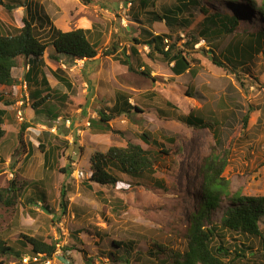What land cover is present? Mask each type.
<instances>
[{
    "label": "rangeland",
    "instance_id": "1",
    "mask_svg": "<svg viewBox=\"0 0 264 264\" xmlns=\"http://www.w3.org/2000/svg\"><path fill=\"white\" fill-rule=\"evenodd\" d=\"M140 1L5 0L16 6L12 11L0 8L4 33H15L24 24L22 18H31L32 12L34 19L47 15L64 31L79 27L93 30L91 39L98 44L96 57L72 62L65 57L51 59L53 49L48 47L37 66L35 83L25 77L28 60L18 59L13 71L16 86L28 81L30 93L40 89L45 73L51 86L64 96L52 101L59 111L57 118L44 110L36 113L31 97L29 105L21 107L24 120H19L16 108L21 87L15 88L17 98L12 95L0 101V107L8 111L6 136L0 143V189H17L8 193L13 202L0 203V239L22 252L31 248L25 239L35 237L59 244L52 264H173L171 252L161 253L155 243L170 251L186 249L188 216L198 206L203 162L213 152L228 154L223 175L230 180L232 192L264 195V48L237 67L224 60L231 41L264 30L259 11L264 0H250L255 1V7L249 0H199L191 6L184 17L201 20L200 7L205 5L210 11L237 16L238 25L216 48V40L212 46L199 37V44L188 55L193 69L180 75L172 71L173 63L151 53L146 45L136 46L138 57L130 51L132 38L149 25L154 13L162 14L164 6L178 0H142L144 7ZM33 21L48 41L45 32L49 24L42 30L43 26ZM178 28L170 31L164 20L152 26L155 34H170L173 40L184 37L186 28ZM188 30L198 31L196 24ZM113 44L116 54L126 51L134 66L143 65L141 70H149L151 77L130 71L115 55H105ZM213 54L226 66L216 64ZM58 67L72 88L55 79L53 70ZM121 95L140 111L102 122L99 111L109 114L107 108L120 102ZM191 111L213 124L217 138L209 127L186 123ZM65 118H70L71 124ZM87 119L92 122L89 126ZM23 122L30 126L20 135ZM144 132L158 145L145 143ZM128 143L149 151L155 173L133 177L115 170L119 181L114 185L91 181V155ZM45 152L50 155L49 162ZM229 205L226 199L206 225L217 230L213 244L233 252L227 257L235 258L233 264H264L260 238L221 226ZM260 226L264 230V214ZM114 241L126 247H117ZM111 251L118 256H111ZM18 260L0 255V264H17Z\"/></svg>",
    "mask_w": 264,
    "mask_h": 264
},
{
    "label": "trees",
    "instance_id": "2",
    "mask_svg": "<svg viewBox=\"0 0 264 264\" xmlns=\"http://www.w3.org/2000/svg\"><path fill=\"white\" fill-rule=\"evenodd\" d=\"M81 1L89 4L94 0ZM249 2L253 7L257 6L255 1L249 0ZM199 3V0H178L176 3L164 6L162 14L154 13L153 18L149 20V25L142 28L138 37L132 38L134 44L130 47L131 55L137 56L139 51L136 46L143 44L151 49V53L157 52L163 60L173 63L171 69L176 75L192 70V60L188 55L199 44V37L206 42H210L212 46H214L212 42L216 40V48L224 35L234 31L238 25L237 16L220 11H210L209 7L205 5L200 7L201 20L194 21L183 16L186 11L191 10V6L193 7ZM140 4L143 7L145 5L142 0ZM14 5L5 2V0H0V8H6L8 11H12ZM27 8L29 9V7ZM259 11L262 12L264 17V3L259 7ZM30 13L31 18L24 16L22 18L23 26L17 28L15 33H4L0 29V101H5L7 97L14 94L16 79L13 71L17 67L20 57L29 58L31 61L25 77L29 82H33L35 74L39 72L37 66L42 63L46 50L50 46L53 53L49 57L56 61H60L63 57L70 62L76 59H92L98 54V44L91 39L93 30L79 27L64 31L52 24L47 15L45 17L38 15L34 19V15L32 12ZM33 20L38 21L40 27L43 26L42 30H45V24H49L48 30L45 32L49 36L48 41L47 38H43V34L39 33V29L36 28ZM158 20H164L170 31H176L179 26L186 28L183 32L184 37L178 36L176 40H173L170 34H155L152 26ZM194 23L198 29L197 33L188 30V28L195 25ZM263 48L264 30L246 34L243 38H237L227 45L225 49L227 55H224V60L228 65L237 67L252 59ZM104 53L105 55H115L114 58L126 65L130 71H140L142 75L151 77L149 70H141L143 65L138 69L134 66L131 56L127 55L126 51L123 50L120 55L116 54L117 46L115 44ZM213 61L219 66H226L225 62L219 60L215 54H213ZM64 74L62 68L58 67L53 70V75L59 83L67 88H72L71 81ZM30 97L35 99L33 109L36 113H41L44 110L49 112V115L53 118L59 116V111L52 101L54 99L59 100L64 96L60 95L57 89L50 85L45 74L42 75L40 89L33 90ZM120 98V102H116L113 107L107 108L109 114H106V110L99 111L102 122L107 124L115 116L130 113L132 110L140 111L137 105H131L126 95H121ZM6 103L9 105L12 102L6 101ZM194 112L191 111L186 117V123L197 128L209 127L217 138L218 132L214 129L213 124L208 122L201 113L195 114ZM7 115V109L0 107V143L6 136L4 124ZM248 117L249 114L244 118L245 123H247ZM29 126L27 122H23L20 125V135ZM141 137L147 144L158 145V142L155 139L153 140L148 132H144ZM227 155H219L213 152L204 159L198 206L188 216L186 249L183 252L179 250L170 251V248L155 243V246L162 251L161 253L171 252L173 264H233L235 258H227L232 256L233 252L221 244L215 246L213 241L214 236L217 235V230L214 227L206 226L213 213L221 208L226 199L230 205L222 216L221 226L235 232L260 238L264 250V230L260 226L264 214V195L247 196L240 191H231L230 180L223 175L225 166L228 163ZM45 157L49 162L50 155L45 152ZM90 169V180L100 185L116 184L119 178L115 174V170H120L133 177L155 173L154 159L149 151L136 143H128L126 146H110L106 152L95 151L90 157ZM10 191L17 192V189L15 187L0 189V203L10 204L9 200L12 201L8 194ZM63 206L65 208L66 205L63 204ZM46 208L48 209V206ZM25 240L28 244H31L28 252L43 253L46 257H52L57 250V242L48 243L35 237L26 238ZM113 243L117 247H126L123 242L114 241ZM24 253L9 245L5 240L0 239V255H13L21 258ZM234 253L241 256V253L237 251ZM110 254L113 257L118 256V252L111 251Z\"/></svg>",
    "mask_w": 264,
    "mask_h": 264
},
{
    "label": "built area",
    "instance_id": "3",
    "mask_svg": "<svg viewBox=\"0 0 264 264\" xmlns=\"http://www.w3.org/2000/svg\"><path fill=\"white\" fill-rule=\"evenodd\" d=\"M28 89H29L28 81H25L22 86V95L20 96V99L17 101L16 109H17V116L19 120H24L23 116L21 115L22 113L21 107L24 104L29 105L30 92ZM64 120L67 124H71L70 118H65ZM90 122L91 121L87 119L88 126L91 125ZM56 245H59V244L57 243ZM55 253L53 255H55ZM52 262H53V256L46 257L43 253L27 252V253H24L21 256V258H19L17 264H52Z\"/></svg>",
    "mask_w": 264,
    "mask_h": 264
},
{
    "label": "crops",
    "instance_id": "4",
    "mask_svg": "<svg viewBox=\"0 0 264 264\" xmlns=\"http://www.w3.org/2000/svg\"><path fill=\"white\" fill-rule=\"evenodd\" d=\"M27 60H28V66L30 67V63H31V61L29 60V58H26ZM34 64H35V62H34ZM29 67H28V70H29ZM38 68V67H37ZM43 72V71H42ZM45 74V73H44ZM46 75V74H45ZM56 79V78H55ZM49 80V79H48ZM34 83H35V81H33ZM29 85V84H28ZM51 85V84H50ZM16 87H19V89H20V87H21V91H20V95H22V84H20L19 86H16L15 85V88ZM17 89V88H16ZM38 88L36 87V89H35V91L37 90ZM13 95H15L16 96V94H15V91H14V94ZM16 98H17V96H16ZM30 99H31V97H30Z\"/></svg>",
    "mask_w": 264,
    "mask_h": 264
}]
</instances>
